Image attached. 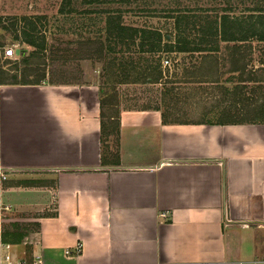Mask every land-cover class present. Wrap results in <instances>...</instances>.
I'll return each mask as SVG.
<instances>
[{
    "label": "crops",
    "instance_id": "0c3cea01",
    "mask_svg": "<svg viewBox=\"0 0 264 264\" xmlns=\"http://www.w3.org/2000/svg\"><path fill=\"white\" fill-rule=\"evenodd\" d=\"M247 36L218 35L231 72H251ZM85 78L0 83V205L16 218L34 211L23 217L34 225L21 232L26 255L0 248V264L5 253L24 264H263L264 96L235 117L190 121L120 108L114 162L97 76Z\"/></svg>",
    "mask_w": 264,
    "mask_h": 264
},
{
    "label": "rangeland",
    "instance_id": "374dc122",
    "mask_svg": "<svg viewBox=\"0 0 264 264\" xmlns=\"http://www.w3.org/2000/svg\"><path fill=\"white\" fill-rule=\"evenodd\" d=\"M139 5L158 9L185 8L183 12H187L188 17L181 19L176 28L175 15L179 11H146L137 8ZM116 6L108 2L88 4L83 0H0V69L7 72L4 80H13L12 75L19 80L22 71L32 77L28 79L41 73L45 80L53 82L86 81V76L96 75L105 93L102 106L105 130H113L110 115H116L120 108L158 107L167 119L190 121L218 118L225 113L235 117L242 113L241 110L257 108L256 103L263 102L264 0H131L128 6L120 5V22L159 30L160 49L138 51L139 39L125 38L110 42L115 50L97 57L96 39L104 40L105 35L104 13L98 9ZM223 12L236 21L234 25H225L227 35L251 36H247L248 41L241 46L244 61L248 62L245 71L249 69V74L228 70L232 67L230 50L219 40L218 33H200L209 25L215 27ZM202 36L205 41L201 45L213 47L218 42L215 59L210 58L212 52L175 50L177 38L191 41L189 45L192 46ZM22 38L31 40L32 44L23 42ZM168 43L171 46L163 45ZM7 47L14 50L25 47L30 55L25 62L16 53L4 56L3 49ZM129 59L138 62L141 68L148 64L156 73L159 69V76L145 78L141 75L134 79L137 70H127V76H122L123 71L117 65ZM164 59L168 64L162 65ZM246 77H251L252 82L241 83L240 79ZM259 108L258 112L264 114V105ZM113 140V135H103L104 151L114 149ZM0 185L5 188V180L2 179ZM11 195L16 196L15 193ZM49 205L42 212H48L46 209H50L52 203ZM0 206L1 234L16 233L5 236L10 245L3 249H13L19 256H25L27 243L21 242L23 234L17 235L34 227L23 218L34 211L22 210L19 214L22 218H16V212H5L6 206Z\"/></svg>",
    "mask_w": 264,
    "mask_h": 264
},
{
    "label": "trees",
    "instance_id": "16d2710c",
    "mask_svg": "<svg viewBox=\"0 0 264 264\" xmlns=\"http://www.w3.org/2000/svg\"><path fill=\"white\" fill-rule=\"evenodd\" d=\"M83 2L88 3V4H104V2H108V3H115L117 4L116 7H101V9H98L99 12L104 13V30H105V35H104V40L99 39L98 41L96 39V47H95V52H96V56L99 57L101 55H103L104 53L107 54V52H110L111 50H115L114 47L110 44V42L116 43L121 41L122 39L125 38H130V39H135L138 38L139 39V43H138V51H144V50H155L158 51L160 49V32L157 29L154 28H149V27H144V26H133V25H128V24H124L122 22H120V17H121V7L120 5H126L128 6L129 3L131 2V0H83ZM137 7V6H136ZM140 10H146V11H164V12H169V10H172L174 12H177L175 15L176 19L174 22V26L176 28L179 27V21L181 19L186 20L188 17V13L187 12H183V10L185 8L182 9H174L169 8V7H164V8H157V7H142V5H139ZM166 8V9H165ZM131 9V7H130ZM189 10V9H188ZM171 16V15H170ZM219 20L217 21V23L215 24V27H212L209 25L207 26V30H202L200 33L202 34H213V33H218V35L221 38H236L235 35L228 34L225 31V25L230 24L234 25L233 23L236 22L235 19H233L232 16L227 15V13H221ZM2 28H6L5 25H1ZM251 27V26H250ZM250 27H248V29H250ZM244 31V29H243ZM177 32H181V31H177ZM179 34V33H178ZM241 37L243 35H240ZM23 42H28L29 44H32L31 40L27 39V38H22ZM106 41V42H105ZM177 41V45H175V50L178 51H198V52H202V51H210V50H214L216 49V45L215 46H204L201 45L204 41L205 38L199 37L196 41V43H194L195 45H189V40H185L184 38H182L181 40L179 38L176 39ZM1 45V43H0ZM164 46H171L170 43L168 44H163ZM164 50H169L167 47H164ZM26 48L25 47H19L18 48V52L16 53L17 57H20L24 62L27 60L28 56L30 55V52H26ZM15 55V54H14ZM236 59H232L231 63H232V69L234 68V61ZM111 65V64H110ZM118 68L120 69V71L122 72V76L126 77L127 76V70H132L134 73V79L139 78L141 75L145 78L149 77V76H159L160 70L154 69V67H152L151 65L145 64L142 68L138 65V62H134L132 59L127 60V62H122L119 65H117ZM122 66V67H119ZM156 66V65H155ZM106 67V66H105ZM151 70H153V72H149ZM7 72L5 71V69H0V83H38L42 80H45L44 76L41 73H38L36 75L33 76V79H28V78H32V77H28L29 74L25 71H22L19 73V80H16V75H12L13 76V80H4V76ZM151 73V75L149 74ZM155 74V75H154ZM99 94H100V132L101 135L103 136L104 134H109L110 132L113 133L115 135V140H116V127H117V112L116 115H110L112 118V126H113V130H105L103 121H102V106H103V101H104V95L105 93H103V88L100 86L99 87ZM115 127V128H114ZM102 139V138H101ZM107 151V150H105ZM109 153V155L112 156V161L117 162V150L115 148V150L112 151H107ZM102 162L105 161V157H102ZM12 234H16L14 232H6L5 234L2 235V241L3 242H7V239H5V236H11ZM22 235L21 232L18 233V237Z\"/></svg>",
    "mask_w": 264,
    "mask_h": 264
},
{
    "label": "built area",
    "instance_id": "2783aa9c",
    "mask_svg": "<svg viewBox=\"0 0 264 264\" xmlns=\"http://www.w3.org/2000/svg\"><path fill=\"white\" fill-rule=\"evenodd\" d=\"M14 54H15V52H14L13 47H7V48L3 49V55L4 56L11 57V56H14ZM165 64H168L167 59L162 60V65H165ZM0 176H3V173H1V171H0ZM161 215H164V213H162ZM0 248H6V245L0 244ZM75 251L79 252V245H76ZM65 252L67 253L69 251L67 249H65ZM2 258L6 264H24L23 261H17V262L11 261L9 259V254H7V253H5ZM263 264H264V262H263Z\"/></svg>",
    "mask_w": 264,
    "mask_h": 264
},
{
    "label": "water",
    "instance_id": "95a60500",
    "mask_svg": "<svg viewBox=\"0 0 264 264\" xmlns=\"http://www.w3.org/2000/svg\"><path fill=\"white\" fill-rule=\"evenodd\" d=\"M14 52L17 53V52H18V48H16V49L14 50Z\"/></svg>",
    "mask_w": 264,
    "mask_h": 264
}]
</instances>
